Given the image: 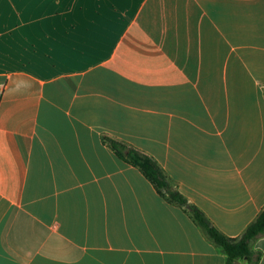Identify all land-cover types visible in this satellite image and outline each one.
Returning a JSON list of instances; mask_svg holds the SVG:
<instances>
[{"label": "crops", "instance_id": "obj_1", "mask_svg": "<svg viewBox=\"0 0 264 264\" xmlns=\"http://www.w3.org/2000/svg\"><path fill=\"white\" fill-rule=\"evenodd\" d=\"M109 140L241 236L264 209V0H0V264H224Z\"/></svg>", "mask_w": 264, "mask_h": 264}, {"label": "trees", "instance_id": "obj_2", "mask_svg": "<svg viewBox=\"0 0 264 264\" xmlns=\"http://www.w3.org/2000/svg\"><path fill=\"white\" fill-rule=\"evenodd\" d=\"M108 143L116 157L137 168L144 178L154 186L160 197L190 213L192 220L208 240L221 249L225 255L224 264H240V261H246L248 264L258 263L260 252L253 251L252 244L258 237L264 236V209L247 226L241 236L238 238L227 237L216 229L197 207L189 204L178 192L169 189L166 177L155 161L113 140H109Z\"/></svg>", "mask_w": 264, "mask_h": 264}]
</instances>
